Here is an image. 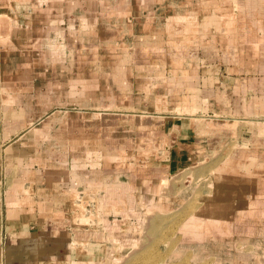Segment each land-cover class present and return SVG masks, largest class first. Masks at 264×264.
<instances>
[{
    "label": "crops",
    "instance_id": "1",
    "mask_svg": "<svg viewBox=\"0 0 264 264\" xmlns=\"http://www.w3.org/2000/svg\"><path fill=\"white\" fill-rule=\"evenodd\" d=\"M216 3L0 0V264H91L102 256L110 230L121 228L123 184L130 179L137 193L146 186L156 189L166 183V173L195 158L197 143L206 140L196 114L209 108L211 116L219 115L224 89L213 69L219 61L208 64L200 55L182 53L190 48L185 41L200 48L215 45L220 30L218 36L232 42L235 13L218 12ZM179 36L183 43H173ZM153 49L164 57L140 58V52ZM107 51L128 57L120 56L108 71L100 62ZM246 62L228 66L237 73L241 64L247 67L245 82L251 78ZM157 66L165 67L164 75ZM169 66L181 74H170ZM110 80L115 88H109ZM229 93L230 101L239 99L234 89ZM96 117L100 123L94 127ZM141 144L150 153L140 159ZM229 167L223 168L243 169ZM138 168L152 170L154 179L136 176ZM215 175L219 199L205 209L219 217H202L194 240L213 233L214 224L223 231L221 220L228 218L221 213L233 207L234 197L257 195L246 191L254 188L246 180L220 170ZM71 194H78L77 202L88 200L84 225L66 213ZM258 195L246 203L242 199L237 209L242 218H262L264 199ZM98 205L100 214L93 220L90 213ZM196 216L183 224L186 236ZM207 224H212L209 231L203 229Z\"/></svg>",
    "mask_w": 264,
    "mask_h": 264
},
{
    "label": "rangeland",
    "instance_id": "2",
    "mask_svg": "<svg viewBox=\"0 0 264 264\" xmlns=\"http://www.w3.org/2000/svg\"><path fill=\"white\" fill-rule=\"evenodd\" d=\"M263 6L264 0H218V6L216 3L214 9L219 7L217 10L220 13L226 9L235 13L236 30L231 32L232 35L231 33L229 35L233 38L232 42H227L224 39L223 41L218 36L222 30L217 32L218 35L214 40V42L217 41L215 45L211 43L209 46L200 48L185 41L187 42L185 44L190 45V48H188V52L185 51L182 54L188 57L200 55L202 59L208 60V64H211L209 60L217 63L219 61L217 67L213 69L217 70V77L221 79L219 84L224 89V94L219 100L221 111L218 112L219 115L211 116V111H208V108L204 109L205 112L196 114V117L199 118L195 121L201 122L199 123L201 126L200 136L203 135L202 137L206 140L203 143H197L195 158L184 165L182 169L166 173L164 177L167 179L166 183L159 185L156 189L146 186L147 188L140 189V193H137L134 183L132 185L130 179L123 184L125 211L117 213L120 216L118 219L121 222V228L116 226V230H110L108 239H104L106 243L102 248V256L93 259L91 264H264V220L262 219L264 215L253 222L250 221L247 214H244V218L246 216L244 219L243 216H240L242 213L237 211L243 198L245 200L243 203L248 202L249 199L259 198L258 194H262L264 199ZM208 7L211 8L210 5ZM175 38L177 41L173 43H183L184 41L182 40L184 37ZM255 40L259 41V44L251 45L250 42ZM217 47L223 51L218 50ZM155 54L162 56V53L155 50L149 53L140 52L139 56L144 60L149 59V56L155 57ZM123 55L124 58L128 57L126 52L107 51L100 57V62L109 67L115 65L116 61H119V57H123ZM254 57L255 59H253ZM245 59L249 61V63L246 62V65L250 64L248 66L250 73H247L251 76V80L249 79L247 82L244 78L247 67L245 69L243 64H241L242 67L238 73L234 69L228 68L233 63H245ZM198 66L201 70L200 64ZM112 69L113 67H109L108 71ZM160 69L162 67L157 66L155 71ZM169 69L170 74L175 75L174 71L177 72V69L173 70L171 66L167 67V70ZM141 71L145 72L144 69H140ZM161 71L164 75L165 67ZM177 73L176 76L181 74ZM165 79L173 80L172 78ZM112 82V80L108 81L109 88L112 86L115 88V84ZM233 89L239 97L235 102L233 99L229 100V92ZM256 92H259L263 97L256 95ZM251 95L252 97H250ZM243 97L245 99H242ZM254 104L258 106L256 107ZM260 109L262 110L261 114L258 112ZM77 110L80 109L76 108ZM94 110L96 111L93 107L92 111ZM113 115L112 117H114ZM192 116L195 117V115ZM96 123H100L97 117L92 119L94 127ZM93 132L95 135V128H93ZM164 143L167 150L169 148L168 140L166 139ZM149 153L147 147L141 144L136 157L141 159ZM225 165L228 168L233 166L246 169H244L245 171L243 169L230 170V172L223 168ZM218 170L225 171L236 179L250 182L254 190L248 187L246 191L248 193L256 191L257 195L234 197V201L237 202L233 203L234 210L232 211L233 207L228 205L229 211L221 213L224 216L222 218H228L221 220L226 226L223 231L220 230L219 224L213 226L207 224L203 229L209 231L212 226L215 228L214 232L208 234L204 240H194L193 238L197 237L202 229L201 224L204 223L202 217L207 219L211 217L218 219L219 217L205 209L212 207L208 205L219 199L213 182ZM139 172L135 173L136 176L142 178L147 176L154 179V172L150 169L139 170ZM210 183L213 186H210ZM229 183L233 184V181ZM75 195L77 198L78 194ZM76 203L84 205L86 209L88 200L84 198L83 201H76ZM112 213L114 215V212ZM90 214H92V219L96 220L100 214L99 205ZM191 215L198 216L193 217L185 228L188 239L182 231V226ZM85 218V223H82L80 218L82 225L88 221L87 214ZM125 221L127 225L124 223Z\"/></svg>",
    "mask_w": 264,
    "mask_h": 264
},
{
    "label": "bare ground",
    "instance_id": "3",
    "mask_svg": "<svg viewBox=\"0 0 264 264\" xmlns=\"http://www.w3.org/2000/svg\"><path fill=\"white\" fill-rule=\"evenodd\" d=\"M76 195L71 194L70 195V208L69 211H67V215L70 216V218L75 219L76 221H79V219H82V223H85V217H86V212H85V206L84 205H79L76 203ZM68 203V204H69ZM78 218V219H77ZM73 220V221H75Z\"/></svg>",
    "mask_w": 264,
    "mask_h": 264
}]
</instances>
